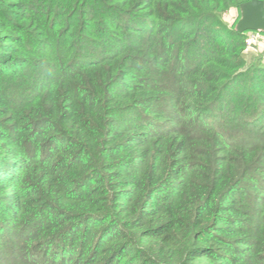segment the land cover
<instances>
[{"label": "trees", "instance_id": "obj_1", "mask_svg": "<svg viewBox=\"0 0 264 264\" xmlns=\"http://www.w3.org/2000/svg\"><path fill=\"white\" fill-rule=\"evenodd\" d=\"M250 1L0 0V264H264Z\"/></svg>", "mask_w": 264, "mask_h": 264}, {"label": "water", "instance_id": "obj_2", "mask_svg": "<svg viewBox=\"0 0 264 264\" xmlns=\"http://www.w3.org/2000/svg\"><path fill=\"white\" fill-rule=\"evenodd\" d=\"M241 19L236 31L244 34L257 32L264 34V1L253 0L240 6Z\"/></svg>", "mask_w": 264, "mask_h": 264}, {"label": "rangeland", "instance_id": "obj_3", "mask_svg": "<svg viewBox=\"0 0 264 264\" xmlns=\"http://www.w3.org/2000/svg\"><path fill=\"white\" fill-rule=\"evenodd\" d=\"M240 19L241 16L238 18L237 11H233L225 17V20L230 25H233L235 29ZM246 37L247 42L249 41V44H247V59L249 63H252L255 59L261 58V61H263L262 63L264 64V34L257 32H247Z\"/></svg>", "mask_w": 264, "mask_h": 264}, {"label": "built area", "instance_id": "obj_4", "mask_svg": "<svg viewBox=\"0 0 264 264\" xmlns=\"http://www.w3.org/2000/svg\"><path fill=\"white\" fill-rule=\"evenodd\" d=\"M247 44H249V41L247 42Z\"/></svg>", "mask_w": 264, "mask_h": 264}]
</instances>
